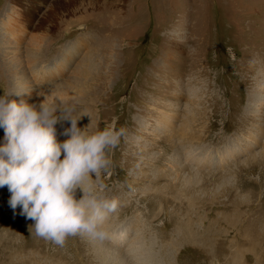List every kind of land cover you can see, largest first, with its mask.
Segmentation results:
<instances>
[{"label":"rangeland","instance_id":"1","mask_svg":"<svg viewBox=\"0 0 264 264\" xmlns=\"http://www.w3.org/2000/svg\"><path fill=\"white\" fill-rule=\"evenodd\" d=\"M5 93L70 104L82 129L126 128L101 173L117 201L103 227L127 229L141 264H264V0H0ZM69 127L55 125L58 142ZM10 195L0 188V232L33 243L15 256L126 264L131 246L103 260L94 236H35Z\"/></svg>","mask_w":264,"mask_h":264},{"label":"clouds","instance_id":"2","mask_svg":"<svg viewBox=\"0 0 264 264\" xmlns=\"http://www.w3.org/2000/svg\"><path fill=\"white\" fill-rule=\"evenodd\" d=\"M0 96V127L6 142L0 145V188L7 186L9 205L34 221L29 232L63 246L68 236L90 234L105 239L103 225L117 209V201L103 195L106 187L101 173H109V148H115L126 135L116 126V118L103 129L78 127L72 105L49 103L37 106L25 100ZM60 115H57V113ZM69 120L58 142L55 125ZM92 183L85 185V181ZM77 190L82 195L77 199Z\"/></svg>","mask_w":264,"mask_h":264},{"label":"bare ground","instance_id":"3","mask_svg":"<svg viewBox=\"0 0 264 264\" xmlns=\"http://www.w3.org/2000/svg\"><path fill=\"white\" fill-rule=\"evenodd\" d=\"M11 24V23H10ZM44 54L43 53H37V55H36V57H35V59L33 60V67L32 68H36V66H38V64H39V62H41L42 61V59L44 58V56H43ZM195 156H196V154H194ZM198 155V154H197ZM193 156V155H192ZM200 157V156H199ZM198 157V158H199ZM198 158H194V157H191L190 159L192 160V161H196V162H198V161H200ZM202 159V158H201ZM190 160V161H191ZM205 160V159H204ZM203 160V161H204ZM202 161V160H201ZM203 163V162H202ZM201 163V164H202ZM3 214H5V212H7V211H5V210H2L1 211ZM1 225H4V228L6 229H8V227L10 226V224H4L3 223V221H1V219H0V226ZM115 227V226H114ZM111 227H108V229L106 230L107 231V233H108V235H109V241H108V243H106V241H104V239H100V238H97V240L96 241H92L93 242V244L92 243H90L89 244V241H88V239H89V236L90 237H92V235H90V234H86V233H84L83 234V238H84V240L86 241V243H88L89 244V246L94 250L96 247H95V245L96 244H98L100 247H101V251H102V254L105 256L104 258H103V260L106 258V257H116V254H119V252H117V250L114 248V246H116V247H124V246H131L132 244H133V241L131 242V240L132 239H130V241L129 240H127V242H126V239H128L129 238V236H128V233H127V229H125V228H122L120 231H118L117 230V228H114L113 230L112 229H110ZM9 230V229H8ZM192 234V233H191ZM21 235V232H20V234H19V236ZM127 236H128V238H127ZM192 237V236H191ZM197 238V237H196ZM18 241V242H17ZM15 240V238L13 237V236H11V235H9V234H2L1 232H0V250L1 251H3V252H5L6 250H8V253H7V258H8V262H7V264H14L15 263V261L16 262H18V263H21V264H40V261H41V258H39V255H34L33 257L32 256H30V255H32V254H29L30 252H28L27 254H25V256L24 257H20L19 255L18 256H15V254H17V251L19 250V249H21V248H24L25 247V244H27V245H33V243H32V241H29V240H23L22 238H21V240L19 241V240ZM102 241V242H101ZM202 241V240H201ZM212 241V240H211ZM91 242V241H90ZM214 242V241H213ZM35 243H40V245H41V243L43 244V245H45V242L44 241H41V240H35L34 241V244ZM84 243V242H83ZM82 243V244H83ZM255 244V243H254ZM79 245V244H78ZM85 245H87V244H85ZM258 245V244H257ZM87 247L88 248V250H89V253H91L90 252V247ZM253 246V245H252ZM256 246V245H255ZM37 248L39 247V246H36ZM75 247V246H74ZM41 248V247H40ZM255 249V247L253 248V250ZM109 251H111L112 252V254L113 255H110L109 256ZM138 249H135V248H133L132 246L130 247V248H128V250H126L125 252H124V262L126 263V264H141V262H139V260L141 259V256L139 257V255H141V254H139L138 253ZM80 253V252H79ZM81 253H83V252H81ZM53 255L54 256H56L55 257V260H51L50 261V263L49 264H64V263H68V262H73V261H80V260H82V258H81V254H75L76 256H74L73 255V253L71 252V250H70V248H68L67 249V251H62L61 252V254H59L58 256H57V254H55V253H53ZM36 256V257H35ZM6 258V257H5ZM90 258V257H89ZM17 259H20V261L19 260H17ZM46 259V258H45ZM85 260V262H87L86 261V258L84 259ZM45 261V260H44ZM81 262V261H80ZM259 262L260 263H262L263 261H261V260H259ZM258 262V263H259ZM83 263V262H82ZM88 263V262H87ZM5 264H6V262H5ZM84 264V263H83ZM101 264H104V262H101Z\"/></svg>","mask_w":264,"mask_h":264}]
</instances>
